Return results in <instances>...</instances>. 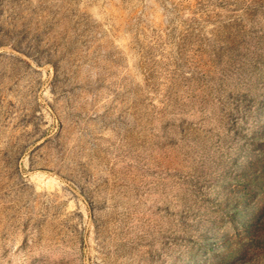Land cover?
<instances>
[{
	"label": "rangeland",
	"instance_id": "rangeland-1",
	"mask_svg": "<svg viewBox=\"0 0 264 264\" xmlns=\"http://www.w3.org/2000/svg\"><path fill=\"white\" fill-rule=\"evenodd\" d=\"M0 264H264V0H0Z\"/></svg>",
	"mask_w": 264,
	"mask_h": 264
}]
</instances>
